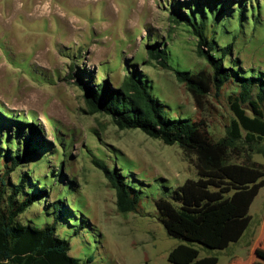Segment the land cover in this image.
<instances>
[{
  "label": "rangeland",
  "instance_id": "rangeland-1",
  "mask_svg": "<svg viewBox=\"0 0 264 264\" xmlns=\"http://www.w3.org/2000/svg\"><path fill=\"white\" fill-rule=\"evenodd\" d=\"M197 1L0 0V110L7 116H0L1 157L10 159L4 154L8 148L15 155L19 127L26 122L35 129L32 139L49 145L48 152L9 176L17 182L27 173L31 185L46 182L45 196L18 219L37 227L55 223L58 237L70 242L69 254L84 264H174L169 253L181 240L170 236L158 218L157 201L172 199L187 179L198 178L195 155L139 128H120L107 113H92L82 85L100 86L105 80L120 87L138 69L171 117L203 120L214 139L225 136L236 118L237 86L212 87L197 104L175 73L211 71L197 51V37L175 16ZM226 1L224 12L233 15L213 20L206 12L210 32L216 25L212 37L233 43L225 63L238 59L241 73L264 75V0ZM152 43L167 49L170 67L151 56ZM77 72L84 73L83 81ZM239 106L253 114L247 103ZM30 130L24 127L26 134ZM250 156L264 164L262 153ZM95 158L127 176L140 193L138 211L118 210L116 190ZM230 160L239 163L245 157L231 154ZM250 214L239 241L223 250L200 248L198 260L254 264L249 252L264 218V186Z\"/></svg>",
  "mask_w": 264,
  "mask_h": 264
},
{
  "label": "trees",
  "instance_id": "trees-1",
  "mask_svg": "<svg viewBox=\"0 0 264 264\" xmlns=\"http://www.w3.org/2000/svg\"><path fill=\"white\" fill-rule=\"evenodd\" d=\"M220 1L219 6V0H206V3L198 0V4L190 5L189 12L179 9L175 13L178 21L185 22L197 37V51L211 68L196 72L177 69L175 73L197 104L202 103L212 87L220 90L231 82L237 86L233 103L236 118L225 136L214 139L203 120L171 117L166 105L152 94L151 81L138 69H132L120 87L109 86L105 80L100 86L82 85L92 113H107L120 128H139L195 155L198 178L187 179L174 190L172 199L157 201L158 218L170 236L181 240L169 253V261L174 264H209L207 260H198L200 248L223 250L239 241L251 224V205L264 186V164L250 156L251 152L264 155V75L241 73L237 69L238 59H228L225 63L233 51V43L221 44L212 37L216 25H211L210 32L206 13L211 12L213 20L227 14L224 11L228 1ZM148 49L162 66L170 67L166 48L152 43ZM76 75L83 81L84 73ZM239 103H247L253 114H248ZM0 116L7 119L1 110ZM25 126H30L29 134L25 133ZM24 127H19L20 139L14 156L8 148L4 154L10 159H3L0 150V264H84L69 254L70 242L58 237L55 223L37 227L18 219L47 193L46 182L40 180L42 184L31 185L27 173L21 174L17 182L9 179L29 159L49 151V145L32 139L35 129L29 122ZM231 154L243 155L245 160L232 162ZM93 161L115 188L118 210L138 211L140 193L129 184L121 169H111L99 158ZM256 256L254 264H263L264 250H257Z\"/></svg>",
  "mask_w": 264,
  "mask_h": 264
},
{
  "label": "crops",
  "instance_id": "crops-1",
  "mask_svg": "<svg viewBox=\"0 0 264 264\" xmlns=\"http://www.w3.org/2000/svg\"><path fill=\"white\" fill-rule=\"evenodd\" d=\"M259 249L264 250V218L261 220L259 232L256 234V236H255V238L251 244L249 255L251 257H257L256 252ZM232 259L233 258H231L230 261ZM262 262L264 264V260Z\"/></svg>",
  "mask_w": 264,
  "mask_h": 264
},
{
  "label": "bare ground",
  "instance_id": "bare-ground-1",
  "mask_svg": "<svg viewBox=\"0 0 264 264\" xmlns=\"http://www.w3.org/2000/svg\"><path fill=\"white\" fill-rule=\"evenodd\" d=\"M72 2L74 1L75 2V0H71Z\"/></svg>",
  "mask_w": 264,
  "mask_h": 264
}]
</instances>
